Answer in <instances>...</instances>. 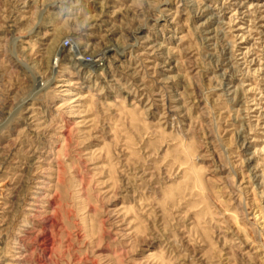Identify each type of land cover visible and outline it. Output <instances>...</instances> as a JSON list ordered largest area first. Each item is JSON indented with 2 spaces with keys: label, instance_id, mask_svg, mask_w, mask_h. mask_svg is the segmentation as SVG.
I'll use <instances>...</instances> for the list:
<instances>
[{
  "label": "rangeland",
  "instance_id": "1",
  "mask_svg": "<svg viewBox=\"0 0 264 264\" xmlns=\"http://www.w3.org/2000/svg\"><path fill=\"white\" fill-rule=\"evenodd\" d=\"M0 264H264V0H0Z\"/></svg>",
  "mask_w": 264,
  "mask_h": 264
},
{
  "label": "built area",
  "instance_id": "2",
  "mask_svg": "<svg viewBox=\"0 0 264 264\" xmlns=\"http://www.w3.org/2000/svg\"><path fill=\"white\" fill-rule=\"evenodd\" d=\"M65 45H66V46L70 45V41H69V40H68V41H66ZM88 61H89V62H92V61H93V59H92V58H88Z\"/></svg>",
  "mask_w": 264,
  "mask_h": 264
},
{
  "label": "bare ground",
  "instance_id": "3",
  "mask_svg": "<svg viewBox=\"0 0 264 264\" xmlns=\"http://www.w3.org/2000/svg\"><path fill=\"white\" fill-rule=\"evenodd\" d=\"M76 49V48H75ZM76 52L78 53L79 51L78 50H76ZM78 57V56H77ZM104 59V58H103ZM102 59V60H103ZM98 60H100V58L98 59ZM58 61H59V57L56 59V62H55V64H57L58 63ZM101 61V60H100ZM93 62V61H92ZM91 63V62H90ZM95 63V62H94ZM98 63V62H97ZM104 63V62H103ZM93 65V64H92ZM20 192V191H19Z\"/></svg>",
  "mask_w": 264,
  "mask_h": 264
}]
</instances>
